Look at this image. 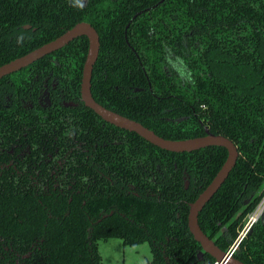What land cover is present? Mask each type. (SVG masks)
<instances>
[{
	"label": "trees",
	"instance_id": "obj_1",
	"mask_svg": "<svg viewBox=\"0 0 264 264\" xmlns=\"http://www.w3.org/2000/svg\"><path fill=\"white\" fill-rule=\"evenodd\" d=\"M78 22L98 36L96 103L162 139L206 128L235 145L234 165L197 214L227 249L264 196V0H0V66ZM86 49L79 37L0 79V98L15 95L0 109V264H101L96 241L109 238L146 242L147 264H213L196 258L186 216L225 149L171 152L102 122L79 102ZM34 75L58 79L78 106L21 108ZM232 256L264 264V208Z\"/></svg>",
	"mask_w": 264,
	"mask_h": 264
},
{
	"label": "water",
	"instance_id": "obj_2",
	"mask_svg": "<svg viewBox=\"0 0 264 264\" xmlns=\"http://www.w3.org/2000/svg\"><path fill=\"white\" fill-rule=\"evenodd\" d=\"M80 36H84L87 39V51L82 65L79 86L80 101L85 108L91 110L104 122L124 131L134 133L145 142H149L160 149L171 152H187L206 146H220L225 149L226 156L218 170L215 172L208 184L198 193L194 200L188 203L186 224L192 238L200 247V250L196 253L197 259L200 258L202 253H206L213 258V264H245L234 258L232 253L236 249L241 238L249 232V228L248 231L239 233L227 249L221 250L201 231L197 223L198 212L218 189L234 165L237 157L235 145L220 135H212L207 132L202 137L186 140L171 141L162 139L156 136L152 131L142 127L140 124L115 114L95 103L90 95V76L92 66L97 57L98 37L90 25L84 22L76 23L57 38L1 65L0 78L27 67L33 62L62 48L67 43ZM253 220H255V218L251 219L249 227L253 223Z\"/></svg>",
	"mask_w": 264,
	"mask_h": 264
},
{
	"label": "flooded vegetation",
	"instance_id": "obj_3",
	"mask_svg": "<svg viewBox=\"0 0 264 264\" xmlns=\"http://www.w3.org/2000/svg\"><path fill=\"white\" fill-rule=\"evenodd\" d=\"M135 16H133L131 18L134 19ZM80 23V22H78ZM86 23V22H84ZM88 24V23H87ZM75 25V24H74ZM89 25V24H88ZM23 29H28V26H23ZM70 29V28H69ZM95 31V30H94ZM64 33V32H63ZM62 33V34H63ZM97 34V33H96ZM60 36V35H59ZM80 37H84V36H80ZM98 37V36H97ZM57 38V37H56ZM79 38V37H77ZM75 38V39H77ZM85 38V37H84ZM73 39V40H75ZM86 39V38H85ZM72 40V41H73ZM87 40V39H86ZM71 42V41H70ZM68 44V43H67ZM66 44V45H67ZM64 47V46H63ZM62 47V48H63ZM98 48H99V42H98ZM61 49V48H60ZM59 50V49H58ZM57 51V50H56ZM87 51V49H86ZM55 52V51H54ZM53 53V52H52ZM98 53V52H97ZM51 54V53H50ZM49 55V54H48ZM86 55V54H85ZM47 56V55H46ZM43 58V57H42ZM41 59V58H40ZM85 59V58H84ZM34 63V62H33ZM31 65V64H30ZM83 65V64H82ZM29 66V65H28ZM26 68V67H25ZM81 71H82V67H81ZM81 71H80V79H81ZM71 72V70L69 71ZM50 75V74H48ZM7 76V75H6ZM1 79V78H0ZM59 80L53 77H44L42 79H40L38 77V75H34L33 78L29 81L28 87L26 88L27 92L29 93H25L26 91L24 90L25 96L23 97L22 95L24 94L23 92L20 93V95L17 96H22L23 98H19L18 102L21 105V108L25 109V110H32V109H36L38 111H47L49 110L51 107H53V104H57L58 107L63 108V109H69V108H75L78 106V103L80 101V94H79V102H73V101H65L64 100V95L63 93H61V91L59 90ZM79 86H80V80H79ZM138 89H133V92H137ZM13 91L9 92H5L2 91V99L0 98V109L1 110H8L12 104V96L15 97V95L13 94ZM79 92V90H78ZM91 95V94H90ZM92 97V96H91ZM18 97H16L17 99ZM93 99V98H92ZM94 100V99H93ZM95 102V101H94ZM96 103V102H95ZM98 104V103H97ZM81 105L83 106V104L81 103ZM99 105V104H98ZM101 106V105H100ZM84 107V106H83ZM102 107V106H101ZM104 108V107H103ZM110 111V110H109ZM112 112V111H111ZM114 113V112H113ZM94 114V113H93ZM116 114V113H115ZM95 115V114H94ZM96 116V115H95ZM98 117V116H97ZM123 117V116H122ZM99 118V117H98ZM126 118V117H124ZM100 119V118H99ZM128 119V118H126ZM182 119V118H181ZM180 119V120H181ZM101 120V119H100ZM130 120V119H129ZM102 122H104L103 120H101ZM133 121V120H131ZM135 122V121H134ZM106 123V122H104ZM137 123V122H136ZM108 124V123H106ZM139 124V123H138ZM110 125V124H109ZM112 126V125H111ZM142 126V125H141ZM114 127V126H113ZM143 127V126H142ZM116 128V127H115ZM122 130V129H121ZM148 130V129H147ZM150 131V130H149ZM127 132V131H126ZM204 135L205 133H209L208 130L206 128L203 129ZM131 133V132H130ZM210 134V133H209ZM202 137V136H201ZM9 151H11L10 149H8ZM12 162V160L6 162V164H10ZM187 179L184 178L183 180V185L184 188L187 187ZM264 196L260 199V201L258 202V204L256 205V207L252 210V212L248 213L245 217V220L243 222V224L241 225V227L238 230L237 236L239 233L242 232H246L248 231V228L250 229L251 226L250 225V221L251 219L255 220L262 215L263 212V208H264V203H263V199ZM259 210V212L256 214V212ZM261 210V211H260ZM255 220H253V223L255 222ZM252 223V224H253ZM251 224V225H252ZM222 230H224V228H222ZM236 236V237H237ZM236 239V238H235ZM234 239V240H235ZM233 240V241H234ZM232 241V242H233ZM232 244V243H231Z\"/></svg>",
	"mask_w": 264,
	"mask_h": 264
},
{
	"label": "rangeland",
	"instance_id": "obj_4",
	"mask_svg": "<svg viewBox=\"0 0 264 264\" xmlns=\"http://www.w3.org/2000/svg\"><path fill=\"white\" fill-rule=\"evenodd\" d=\"M101 264H147L150 252L146 242L127 246L122 245L120 239L109 238L96 241Z\"/></svg>",
	"mask_w": 264,
	"mask_h": 264
},
{
	"label": "built area",
	"instance_id": "obj_5",
	"mask_svg": "<svg viewBox=\"0 0 264 264\" xmlns=\"http://www.w3.org/2000/svg\"><path fill=\"white\" fill-rule=\"evenodd\" d=\"M259 212V210L256 212V214Z\"/></svg>",
	"mask_w": 264,
	"mask_h": 264
},
{
	"label": "bare ground",
	"instance_id": "obj_6",
	"mask_svg": "<svg viewBox=\"0 0 264 264\" xmlns=\"http://www.w3.org/2000/svg\"><path fill=\"white\" fill-rule=\"evenodd\" d=\"M263 203H264V200H263ZM261 211V210H260Z\"/></svg>",
	"mask_w": 264,
	"mask_h": 264
}]
</instances>
